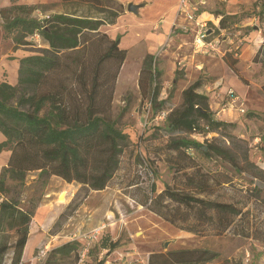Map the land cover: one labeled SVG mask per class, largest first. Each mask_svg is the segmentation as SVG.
<instances>
[{"label":"rangeland","instance_id":"obj_1","mask_svg":"<svg viewBox=\"0 0 264 264\" xmlns=\"http://www.w3.org/2000/svg\"><path fill=\"white\" fill-rule=\"evenodd\" d=\"M119 1L125 6L124 15L117 20L116 27L105 25L101 31L114 39L121 37L120 47L127 50L115 83L111 114L118 126L129 134V146L104 190H92L76 181L68 183L58 176L40 172L29 173L18 188L9 181L12 193L21 192V206L35 210L29 235L33 246L30 245L21 264H46L49 254L40 257L41 251L51 252L69 241H76L81 252L90 242L82 264L101 261L104 264H147L149 255L154 252L181 249L218 253V258L206 264H264V175L259 172L264 170V61L263 57L254 61L264 42V20L255 16L262 0H189L190 9L197 8L193 20L184 14L185 20L177 13L179 0ZM4 2L0 0V10ZM47 2L45 4L61 0ZM130 2L143 4L139 13L127 10ZM63 11L59 4L35 15L45 17ZM221 14L237 15V23L232 22L229 28L217 32ZM200 30L208 33L206 43L212 45L201 46ZM92 35L95 42L86 47L83 44L80 50L68 54L69 64L80 58L92 63L101 57L107 43L98 34ZM28 41L29 44L16 48L12 38L4 37L0 16V62L37 55L49 47L37 35ZM150 54L155 56L154 70L161 76L157 80L160 84L158 103L166 101L163 110L148 104L151 95L144 97L139 87L143 63ZM234 61H237L239 74L230 67ZM7 65L8 73L0 69V82L16 81L13 65ZM106 68L112 74L116 69L111 63ZM59 80L70 85L74 83V75L70 71L58 73L50 79V85ZM197 80L202 82L200 92L209 97L215 118L233 123L218 133H211L209 138H219V143L229 148L239 161L247 153L257 166L251 168L252 173L240 172L224 159L216 156L210 159L199 151L192 154L201 173H207L210 178L207 193L194 192L195 195L234 204L242 210L225 231L219 226L218 216L211 211L208 213L214 219L213 224L210 216L204 220L196 212L180 213L181 218L189 216L190 223L196 225L199 232L194 233L179 227V217L175 224L147 207L153 185L154 196L168 186L191 191L185 173H192L195 168L182 172L177 169L181 165L192 166L193 161L176 157L175 152L167 149L172 138L186 135L167 130V118L158 117L162 112L168 116L180 109L184 90ZM194 137L203 141L202 136ZM4 160L5 157L0 165ZM255 173L260 178L252 175ZM146 201L148 204L142 205ZM162 205L170 210L177 206L169 200ZM168 213L174 217L173 212ZM102 226L106 227L97 239L92 242L86 239L91 231ZM14 237V232L6 230L0 233V244L11 243ZM103 239L112 240L118 248L112 252L102 249ZM11 252L6 255L5 264H10ZM58 264H75L74 258H66Z\"/></svg>","mask_w":264,"mask_h":264},{"label":"trees","instance_id":"obj_2","mask_svg":"<svg viewBox=\"0 0 264 264\" xmlns=\"http://www.w3.org/2000/svg\"><path fill=\"white\" fill-rule=\"evenodd\" d=\"M62 5L64 11L40 17L36 12ZM125 13V6L119 0H61L51 4H23L11 0L0 10L3 20L4 37L12 38L16 48L29 44L28 39L39 36L49 46L40 54L20 59L18 82L12 85L7 81L0 83V132L5 140L0 143V154L10 151L6 166L0 172V233L14 232L11 243L0 244V264L12 250L10 264H21L29 241L30 225L34 208L21 206V192L12 193L9 181L23 184L31 172L41 175H55L68 183L74 181L92 190H104L121 164V156L129 146L130 136L119 126L111 114L116 80L127 58V50L120 47L121 37L113 39L101 31L105 25H115ZM264 20V0L255 15ZM217 32L229 28L237 15L221 14ZM237 23V22H235ZM212 24V23H211ZM253 30V28H251ZM92 34H98L106 43L101 57L90 63L87 59H74L67 62L68 54L95 42ZM263 57L264 42L255 55V62ZM154 55H148L143 63L139 77V87L143 96L151 95L149 102L163 110L166 101L158 103L160 73L154 70ZM227 61L228 60L227 57ZM261 61V62H262ZM111 63L113 74L106 65ZM231 69L239 74L237 61L230 63ZM70 71L74 83L68 85L59 80L50 85V79L61 72ZM201 80L195 81L184 90V103L173 110L166 120L165 128L172 133L186 136L172 138L167 149L176 157L193 161V152L199 151L207 158L224 159L240 172H251L255 163L246 153L242 161L232 151L219 143V138H209L213 132L232 125L215 118L210 108L209 97L200 92ZM194 136H202L203 141ZM194 165L177 169L185 173L191 191L175 190L168 186L154 196L155 186L151 188V198L142 205L178 224L183 230L197 233L196 225L190 223L189 216L180 217L182 212H196L200 218L213 224L212 215L218 216L222 231L229 229L235 217L242 214L234 204L209 200L196 196L205 194L210 187L207 173H201ZM262 176L264 170L259 171ZM260 178L258 173L252 174ZM166 200L177 204L174 210L162 205ZM166 209L167 212L164 211ZM174 213V217L169 215ZM184 216V215H183ZM76 241H69L48 251L46 264H58L66 258H74L78 264L81 250ZM102 249L112 252L116 247L110 239H103ZM218 253L205 249H181L166 253H152L148 264H206L216 258ZM99 264H104L101 261Z\"/></svg>","mask_w":264,"mask_h":264},{"label":"crops","instance_id":"obj_3","mask_svg":"<svg viewBox=\"0 0 264 264\" xmlns=\"http://www.w3.org/2000/svg\"><path fill=\"white\" fill-rule=\"evenodd\" d=\"M5 2H4V4H3V6L1 7V8H3V7H5V6H8L9 4L8 3H10L11 2V0H4ZM47 1H53V0H20V3H23V4H29V5H33V4H45V3H48ZM180 1L181 0H179V5H178V7H177V13H180V15H181V17H184V14L182 13V12H180ZM8 4V5H7ZM130 4H133V5H137L138 6V10H137V12H136V14L137 13H139V9L143 6V4H135V3H132V2H130L128 5H127V10H128V6L130 5ZM147 6L148 7H151L152 5H148L147 4ZM129 11V10H128ZM179 11V12H178ZM170 17H171V15H170ZM173 17V16H172ZM172 17H171V20H172ZM184 19H185V17H184ZM186 20V19H185ZM170 22V21H169ZM118 24V23H117ZM117 24H115V25H112V26H117ZM111 36V35H110ZM111 38H113L112 36H111ZM114 39V38H113ZM151 55V54H150ZM23 58V57H22ZM7 63H11L12 65H13V68H14V71H15V75H16V81H12V80H9V81H7V80H3V81H7V82H9L10 84H12V85H16L17 84V82H18V76H17V74H18V71H19V67H20V59H18V60H14V61H9V60H2L1 62H0V69L1 70H3V71H5L6 70V72L8 73L9 72V70H8V65H7ZM11 65H9V67H10ZM3 81H1V82H3ZM0 82V83H1ZM5 140V136L0 132V143L1 142H3ZM5 157V160L1 163V165H0V167H3V165H5L7 162H8V160H9V157H10V151H3L1 154H0V160L2 159V158H4ZM31 240H29V243H28V245L26 246V248H25V252H24V255H23V257L25 258L26 256H27V253H28V251H29V249H30V242ZM31 246H33V245H31ZM33 249V248H32ZM33 251V250H32ZM32 251H31V254L29 255V256H31L32 255ZM147 264H148V261H147Z\"/></svg>","mask_w":264,"mask_h":264},{"label":"built area","instance_id":"obj_4","mask_svg":"<svg viewBox=\"0 0 264 264\" xmlns=\"http://www.w3.org/2000/svg\"><path fill=\"white\" fill-rule=\"evenodd\" d=\"M189 5H190L189 0H181L180 1V12H182L183 14H186L191 20H193L197 8L195 6H193V9H190ZM207 36H208V33H206V32L202 33V30L199 31V33H198V41L201 44V46H204V45H209L210 46V45H212L211 42L206 43ZM148 104H151V103L149 102ZM158 118L166 119L167 118V113L166 112H162L159 115ZM105 227L106 226H102V227H99V228L91 231L90 235H88L86 237V239L87 240H91V242L93 240L97 239L98 236L102 233L103 229H105ZM89 248H90V242L87 243L86 247L80 253V260H79L78 264H82L84 259L87 257V254L89 252ZM47 254H48V249H44V250L41 251L40 257L47 256Z\"/></svg>","mask_w":264,"mask_h":264},{"label":"water","instance_id":"obj_5","mask_svg":"<svg viewBox=\"0 0 264 264\" xmlns=\"http://www.w3.org/2000/svg\"><path fill=\"white\" fill-rule=\"evenodd\" d=\"M128 10H129L130 12H134V13H136L137 10H138V6H137V5L130 4V5L128 6Z\"/></svg>","mask_w":264,"mask_h":264},{"label":"bare ground","instance_id":"obj_6","mask_svg":"<svg viewBox=\"0 0 264 264\" xmlns=\"http://www.w3.org/2000/svg\"><path fill=\"white\" fill-rule=\"evenodd\" d=\"M60 197H61V200H60V201H62V202H63V201H64V198H65V194H64V193H63V194H61V196H60ZM28 243H29V241H28ZM28 243H27V245H28ZM28 246H29V245H28ZM23 258H24V257H23Z\"/></svg>","mask_w":264,"mask_h":264}]
</instances>
